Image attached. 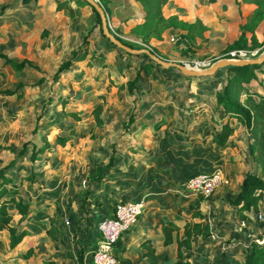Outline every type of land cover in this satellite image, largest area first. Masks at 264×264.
Masks as SVG:
<instances>
[{
    "label": "rangeland",
    "instance_id": "1",
    "mask_svg": "<svg viewBox=\"0 0 264 264\" xmlns=\"http://www.w3.org/2000/svg\"><path fill=\"white\" fill-rule=\"evenodd\" d=\"M103 3L109 9L111 35L140 53L114 45L104 36L93 9L77 0H32L25 8L15 0H0V9L11 5L0 16V53L16 63L30 61L39 69L15 71L0 58V168L15 159L24 144L30 150L46 142L51 145L34 165V182L26 180V170L10 171L16 186L22 184L32 196V206L28 216L11 208L13 225L29 237L16 254L19 246L8 249L11 257L5 261L15 254L16 264H28L24 257L32 248L33 264L52 258L57 264H79L84 234H92L97 215L105 218L118 203L164 185L173 192L174 184L217 168L230 178L223 187L230 194L216 212L198 210L200 219L219 237L214 245L219 241L227 247L242 234L241 219L229 201L242 176L262 171L249 152L253 137L243 123L231 119L232 150L239 159L234 160L231 152L222 159L203 151L228 121L227 115L219 114L217 102L225 86L236 83L235 74L223 69L213 76L188 79L144 51L200 71L221 60L258 59L264 53V0H170L165 19L192 24L190 30L147 18L138 0ZM241 27L248 49L228 51ZM180 35L187 37V43H178ZM70 59L72 66L54 83L53 76ZM257 77L250 89L264 95V73L257 72ZM42 79L44 84L38 85ZM233 95L248 107L246 91L238 89ZM58 137L67 139L66 147ZM113 154L114 164L108 167ZM19 161L30 165L29 156ZM259 212L251 213L254 226ZM84 264H91V259L85 257Z\"/></svg>",
    "mask_w": 264,
    "mask_h": 264
},
{
    "label": "trees",
    "instance_id": "2",
    "mask_svg": "<svg viewBox=\"0 0 264 264\" xmlns=\"http://www.w3.org/2000/svg\"><path fill=\"white\" fill-rule=\"evenodd\" d=\"M19 6L24 7L32 2V0H15ZM79 5L82 7H91L96 14L97 22L101 25V19L96 10L86 1V0H77ZM146 13L147 18L158 19L162 21H167L175 29L190 30L193 25L179 22L176 18L165 19L164 17V8L170 0H138ZM101 5L104 7L107 15H109V9L103 3V0H100ZM63 6V4L61 5ZM11 8L10 4L3 5L0 9V16L5 14L7 10ZM62 7H60L61 10ZM1 23V20H0ZM120 40V39H119ZM124 45L122 40H120ZM87 42V38L85 42ZM248 37L246 31L241 27V32L238 40L228 47V51L244 48L248 49ZM179 44L187 43V37L180 35L178 40ZM83 48V46H82ZM76 53H74V56ZM0 58L8 61L15 71H24L27 69L39 70L30 61H22L16 63L9 60L5 55L0 53ZM231 58V57H228ZM72 59L66 61L61 65L56 74L53 76V82H57L60 79L61 74L64 71H68L72 66ZM228 72H233L235 74L234 80L235 84L228 83L224 92L220 93L218 96L217 110L220 115H227L228 121L221 124L219 131L213 139V145L219 150H225L226 148L233 147L234 144L230 142L231 137L235 133V128L231 125V119H237L248 129L249 133L252 135V141L249 144V152L252 156V160L255 164L262 167L261 173H255L249 171L241 185L240 190L237 195L229 201L232 207L237 208V213L241 220L247 218V213L258 212L260 210L259 204L264 200V95H260L257 91H252L250 89V84L255 81H258L257 72L264 73V63L261 65L254 66H244V67H227L225 69ZM190 79V77H187ZM139 79V74L136 78V82ZM45 79H42L38 85L44 84ZM21 87V86H20ZM241 89L246 91L248 95V107H243L238 97L233 95L234 91ZM251 90V91H250ZM16 91H7L6 94H14ZM77 121H80V115L77 113H72ZM68 127L71 128L70 125ZM58 143L62 147H66L67 139L65 137H58ZM29 144H24L23 148L18 152L15 159H13L9 164L0 168V233L7 232L10 237L9 247L11 250L19 246L24 238L27 236L25 231H19L17 227L13 225L14 218L11 214V208L13 207L17 210L18 214L21 216H28L32 206V196L27 193L22 184L16 186L15 179L11 176V170H17L21 172L26 170L29 172L25 178L29 181H35L34 174V165L45 150H51V145L46 142L41 147L34 145L30 150L28 148ZM115 154V153H114ZM112 155L111 161L108 167H112L115 161V155ZM29 156L30 165L20 163L19 160H23ZM263 175V176H261ZM92 193H89V196ZM88 196V197H89ZM88 199L81 205V209H85V203ZM114 211V209H113ZM163 232L165 235V246H169L175 242L173 234L177 233L176 243L178 246L177 250V260L175 264H191V258L197 252V249H193V243L196 237H201L203 240L208 239L212 232L209 225L204 224L203 221L192 222L187 221L183 227H179L173 222L163 223ZM263 233H260L254 237L247 244V253L245 254L243 264H264V243L257 244L256 239H260ZM181 236H183L181 238ZM82 247H80L78 254V263L84 264L86 248L95 250L97 244H93L92 247L91 241L88 239V234H84ZM143 249H146L144 257H150L152 259V264L156 263V248L150 241H146L142 244ZM33 254V249L29 248L25 254V259H29ZM41 264H57L55 259L45 260ZM122 264H131L130 262H123ZM202 264H209L204 261Z\"/></svg>",
    "mask_w": 264,
    "mask_h": 264
},
{
    "label": "crops",
    "instance_id": "3",
    "mask_svg": "<svg viewBox=\"0 0 264 264\" xmlns=\"http://www.w3.org/2000/svg\"><path fill=\"white\" fill-rule=\"evenodd\" d=\"M28 5L24 7L18 5V7L25 8ZM232 138L233 136L231 137L230 142L235 144V141H233ZM213 139L210 142V147H204L203 151L214 152L215 155L221 158L223 157V155H227L228 152H231L230 154L234 156V160L239 159V154L233 153L232 147L226 148L225 150L217 149L212 143ZM222 159H225V157H223ZM244 177L245 176H242V178L240 179L239 188L233 195H237V193L239 192L240 185ZM178 188L179 183H176L172 188L174 189L173 192L170 191L171 187L165 185L161 188L153 189L151 192H143L144 194H146L140 196V198H146L148 201V205L143 215L140 217L138 224L125 234L116 248V253L121 264L123 262H130L131 264H152V259L150 257H144L146 249H143L142 244L146 241H150L156 248L157 264H175L177 260L178 250L176 239L178 236L177 233H174L173 237L175 242L169 246H165L163 223L167 224L169 222H173L179 227H183L187 221H192L195 223L200 222L202 220L200 219L198 210H202L203 214L209 211L216 212L217 208H219L224 202H226L224 201L226 195L230 194L224 191L225 189L222 188L217 190L213 197L210 199H201L196 197L191 198L184 197L180 193L178 194ZM180 196L182 197V199L180 198ZM136 199H139V197ZM136 199L131 196L126 201ZM259 208V215L261 213L264 214L263 201L259 204ZM233 209H235L236 214H238L237 208L233 207ZM251 213H247V218L245 220H241V223L238 225V230L239 232H242V234L235 236L234 239H232L233 241L230 242L227 247H223L224 242L219 241L217 245H214L219 237H217V235L212 231L211 228L210 230L212 232V235L208 239L203 240L201 237H196L193 243V249H197V252L191 258V264H194V260L199 261L196 262V264H202L204 261L208 262L209 264H243L245 254L247 253V244L249 243V241H251L260 233H264V221L259 220L258 224L254 226L255 222L251 216ZM112 214L113 209L107 211L105 218L112 216ZM95 218L98 220V222L101 220L99 215H97ZM97 224L98 223L92 225V234H88V239L91 241L92 247L94 246L93 244H97V242L99 241ZM228 229L232 231L234 228L232 227V225H229ZM235 232L237 233V231ZM7 234V232L0 233V264H16L15 262L17 258L13 256H15L17 252H19L21 244L25 241L23 240L19 247L16 249V252H14L15 254L12 255V259L5 261L7 258L11 257V253H9L10 251L8 250L10 249V237H8ZM26 237L24 239H26ZM182 237L183 236H181V238ZM90 250L91 247L86 248L85 257L91 259ZM26 262H28V264H33L34 258L30 257Z\"/></svg>",
    "mask_w": 264,
    "mask_h": 264
},
{
    "label": "built area",
    "instance_id": "4",
    "mask_svg": "<svg viewBox=\"0 0 264 264\" xmlns=\"http://www.w3.org/2000/svg\"><path fill=\"white\" fill-rule=\"evenodd\" d=\"M230 184V178L220 168L211 172L196 173L179 184L177 193L184 197L211 198L215 192ZM148 201L146 198L122 201L118 203L112 216L101 219L97 224L99 241L95 250H92V264H121L116 253L118 243L125 234L133 229L143 215ZM259 220L264 221V214L259 215ZM70 225V222L66 223ZM257 244L264 243V233Z\"/></svg>",
    "mask_w": 264,
    "mask_h": 264
},
{
    "label": "water",
    "instance_id": "5",
    "mask_svg": "<svg viewBox=\"0 0 264 264\" xmlns=\"http://www.w3.org/2000/svg\"><path fill=\"white\" fill-rule=\"evenodd\" d=\"M99 14L101 23H102V31L103 34L106 38H108L114 45L117 47L123 49L127 53H140V51H135L121 42L117 41L110 33V27H109V21H108V16L103 8V6L99 3H96L95 0H86ZM147 55L152 57L159 65L165 68L169 67H174L181 71V73L184 76L187 77H209L213 76L216 74L218 71L226 69L227 67H244V66H254V65H261L264 63V53L258 58V59H251V60H235V59H227V60H221L218 63H216L213 67L210 69H206L203 71H200L195 68H191L188 66H183L180 64H175V63H169V62H164L160 59H158L156 56H154L151 52L149 51H144Z\"/></svg>",
    "mask_w": 264,
    "mask_h": 264
}]
</instances>
